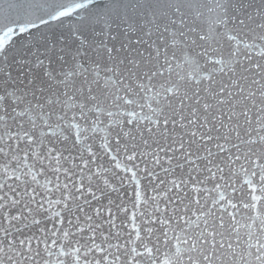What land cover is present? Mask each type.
<instances>
[{
	"label": "snow or ice",
	"instance_id": "obj_1",
	"mask_svg": "<svg viewBox=\"0 0 264 264\" xmlns=\"http://www.w3.org/2000/svg\"><path fill=\"white\" fill-rule=\"evenodd\" d=\"M0 264H264V0H0Z\"/></svg>",
	"mask_w": 264,
	"mask_h": 264
}]
</instances>
